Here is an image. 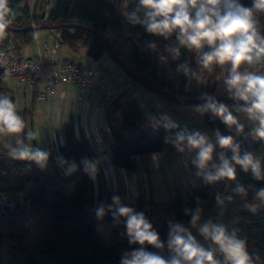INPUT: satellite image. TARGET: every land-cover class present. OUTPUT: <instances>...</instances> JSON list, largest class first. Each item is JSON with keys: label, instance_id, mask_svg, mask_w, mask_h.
Listing matches in <instances>:
<instances>
[{"label": "trees", "instance_id": "obj_1", "mask_svg": "<svg viewBox=\"0 0 264 264\" xmlns=\"http://www.w3.org/2000/svg\"><path fill=\"white\" fill-rule=\"evenodd\" d=\"M38 2L37 8L30 9L27 4L22 6V0H10V7L16 12V16L8 29L7 37L0 40V46L12 39L20 49L33 40V28L56 26L55 31L61 32L63 44L72 49L85 45L87 55L93 59H98L105 53L112 58L114 55L129 70L126 76L130 81L158 94L168 104L196 105L203 102L200 99L203 93L213 95L221 102L234 103L227 93L217 92L219 79L216 75L223 78L227 73L226 67H217L211 71L212 83L191 89L184 88L187 78L176 73L175 62L171 61L170 74L160 68L158 54L151 52L144 44L147 41H155L159 45L161 43L163 50L164 45L174 42L175 37L173 36L172 41H164L148 34L139 25H131L126 16L136 6L137 0ZM49 2V11H44ZM241 3L250 7L252 0H241ZM259 19L264 25V14H261ZM67 24H82L96 33L81 28H66ZM176 62H188L191 65L193 53L182 49V56ZM52 67L53 64L45 63L39 73L29 76L34 81L31 86L35 94L37 84L50 77ZM5 77L0 69V93L7 95L9 88ZM18 112L24 119L25 114L29 115L31 110ZM204 122L211 131L218 128L221 132H228L227 127L218 118H212L211 114L204 115ZM176 123L180 129L189 128L185 124ZM140 124V104L132 98L121 116V128L136 129ZM110 128L114 137L110 154L112 164L117 168L136 171V156L156 154L171 147L164 142L168 133L163 128L154 130L148 127L133 138L124 137L122 129L113 124ZM10 141V144H13L14 138L10 137ZM238 143L242 150L264 157V141L251 137L250 142ZM7 149L8 146L0 143V264H120L125 251L139 247L129 244L127 237L123 235V223L119 226L113 225L110 212L103 221L97 220L95 216V209L101 203L109 205L112 202L104 200L106 192L103 177H100L96 187L95 182L84 173L81 161L84 158L98 161L105 151L93 148L86 139L76 138L72 129L67 130L64 145L58 147L57 151L50 149V169L41 170L34 163L11 160L7 157ZM59 156L69 162L74 161L78 171L66 175L57 162ZM98 168L100 176L101 169ZM237 180L245 186L254 185L257 189L264 187V182L254 180L250 171L245 173L238 167ZM231 186L233 182L230 181L215 185H191L186 198L176 192L168 201L159 204L151 202L150 210L145 215L161 239L166 241L169 221L189 222L190 216L185 215V209L195 208L199 201V206L204 210L216 193L224 190L230 192ZM11 194L21 196V201L12 207L2 203V197ZM248 197H253L251 191ZM134 206L136 211L143 212L139 201ZM240 218L241 221L229 230L238 229L241 238L247 242L250 255L253 258L258 256V264H264V206L255 214L249 211L241 212ZM148 251L165 257L168 255L167 249L161 252L149 246Z\"/></svg>", "mask_w": 264, "mask_h": 264}, {"label": "clouds", "instance_id": "obj_2", "mask_svg": "<svg viewBox=\"0 0 264 264\" xmlns=\"http://www.w3.org/2000/svg\"><path fill=\"white\" fill-rule=\"evenodd\" d=\"M261 14H264V0H252L250 7L241 0H137L126 16L131 25L143 27L152 36L164 41H172L175 37L174 42L166 43L162 51L157 42H146V47L158 54L161 64L179 61L182 49L194 54L196 69L188 62L177 63L175 69L187 78L186 89L192 81L205 83L202 70L211 72L217 67L227 68L222 86L234 103L228 105L203 93L200 96L203 102L192 105L191 110L201 116L211 114L212 118H218L231 134H224L218 128L211 134L187 127L180 129L166 112L146 116L154 130L163 128L168 133L164 137L165 144L184 157L186 167L191 165L195 169V180L204 185L233 182L229 194H215L221 215L236 196L246 198L250 191L253 200L244 203L243 207L255 214L264 206V187L245 186L237 180L239 167L245 173L250 171L254 180L264 182V157L242 150L236 142L240 136L264 141V70H254L264 69ZM15 16L10 0H0V40L7 37ZM32 35L34 40L40 39L38 32ZM7 60L5 52L0 51V65L6 64ZM244 120L249 122L247 133ZM5 136L14 138V143L7 149L9 159L47 169L51 152L34 143L38 141L39 132L26 131L25 120L13 99L0 93V137ZM57 162L66 175L78 171L77 164L63 156L57 157ZM81 164L84 173L95 182L98 161L84 158ZM111 201V204L101 203L95 209L97 220L103 221L110 212L114 226L123 223V235L129 244L139 245L125 251L120 264H258L260 258L250 255L247 242L241 238L238 229L230 231L223 222L202 219L203 208L199 201L195 208L184 210L185 215L190 216V226L169 221L166 241L161 239L144 212L124 204L119 195L114 194ZM192 229L207 242V246L197 239ZM149 246L161 252L167 249V257L148 251Z\"/></svg>", "mask_w": 264, "mask_h": 264}, {"label": "crops", "instance_id": "obj_3", "mask_svg": "<svg viewBox=\"0 0 264 264\" xmlns=\"http://www.w3.org/2000/svg\"><path fill=\"white\" fill-rule=\"evenodd\" d=\"M39 2L38 0H22V6L27 4L30 9H34L38 7ZM50 7L51 2L46 5L44 11H49ZM35 32L40 34V39L38 41L33 39L30 43L21 46L19 49L21 57L28 60L43 59L45 63L53 64V67L61 62L71 60L84 67L94 69L97 74L104 79V83L108 87L129 81L124 69L114 61L111 55L105 53L100 58L93 59L87 55V46L85 45H79L76 49H72L67 44H62L56 54H52L48 58H44L45 47L51 43L56 31L53 28H40ZM159 46L162 51L161 43ZM124 48L125 51H127V46ZM170 64L171 60L166 65L159 62L160 68L163 69L166 74H170L171 72ZM21 80H26L31 85L34 82L28 77H25L24 79H16L7 75L5 77V81L9 88L8 94H10L9 96L14 99L13 102L17 105L18 111L31 110L29 115L25 114L24 120L26 124V131L36 130L39 132L38 141H35L34 143H39L38 146L45 150L50 151L51 149L54 151L58 149V147L64 145L67 130L72 129L76 138L86 139L93 148L105 151V154L98 160V167H110L111 170H115L116 172H124L130 178L129 184L131 185L130 187L132 188V193L130 195L129 193L127 194L128 197L126 198L125 203L122 198V202L128 206L131 205L133 201L135 205V203L139 200V194L143 193L142 190H144V187L147 188L146 181L141 178V174L145 170H149L148 167H159L158 162L161 164V160H164L165 158H168L169 161L172 159L173 161H176L178 157L181 161L183 160V157L180 154L179 156H176L175 159L172 156H169L168 148L167 150L156 154L136 156L134 158L138 165L136 171H128L122 168H117L112 164L110 151L114 143V137L110 125L113 124L115 127L121 128V116L126 110L128 101L132 98H135L140 104L142 123L147 115L144 108L147 106L151 108V99L146 101L142 98L135 97L130 93H125L119 96L113 106L105 109L99 98L93 92H82L78 89L75 83L70 82L58 87L52 97L45 101H41L38 98V94L44 90V82L37 84L36 94L32 86L30 93L24 92L23 94H16L13 90V86L19 85ZM187 84L188 81L186 80L184 85L185 89ZM193 87L199 86L191 85L187 89H191ZM152 94L157 96V99H153L154 107H160L161 103L168 104L158 94ZM250 139L251 138H249V141ZM163 166L167 167V163L164 161ZM50 167L51 163L49 162L48 169H50ZM194 171L195 169L189 166L186 194L183 195L178 189L173 188L170 194L167 192L164 194V197L167 195L169 197L164 201H168V199L170 200L176 192H179L184 198H186L191 185L203 184L202 182L195 180L193 176ZM100 177H102V174ZM159 181L160 180L158 179L155 184L157 185ZM110 196L112 197L113 194L111 193ZM129 196H131V199ZM162 196L163 193H160L159 197L162 198ZM150 198H148V202L154 203L153 194ZM164 201L158 203H162ZM240 213L241 212H239V215ZM226 225L229 229L232 228L230 224Z\"/></svg>", "mask_w": 264, "mask_h": 264}, {"label": "rangeland", "instance_id": "obj_4", "mask_svg": "<svg viewBox=\"0 0 264 264\" xmlns=\"http://www.w3.org/2000/svg\"><path fill=\"white\" fill-rule=\"evenodd\" d=\"M109 36H111V34H109ZM144 46L146 47V42H145ZM194 59H195V57H193V62L191 64V67L196 69L198 66L194 62ZM175 64L177 65V62H175ZM202 76H203V80L205 83L198 84L196 81H192L191 85L203 86L206 83H212V82H210L211 72H207V71L202 70ZM216 77L219 79L217 92L220 94L226 93V91L224 90V88L222 86V79L223 78H221L220 75H216ZM13 87H14L13 90L16 94H23L24 92L30 93L32 90L31 84L28 83L26 80H21L19 85L13 86ZM8 95H10V94H8ZM150 99H151L150 103L152 105L151 108H149V106L144 108L145 109L144 111H146L147 114L151 113V114L159 115L161 112H166L176 122H178L180 124H185L190 129H199L201 131H208L211 134L212 131L209 129V127L204 122V115L201 116V115L193 112L191 110V107H180V106L168 105L165 103H161L160 107H158V106L154 107L153 99H157V96H155L154 94H151ZM224 103H226L228 105H232V104L227 103V102H224ZM146 116L144 118V121L140 124V126L138 128H136V129H126V128L122 129L124 137L133 138V137L137 136V134H139L142 130H144L148 127H151L149 125L147 119H146ZM243 122L246 124L245 132L247 133L249 131V127L247 126L249 124V122L247 120H244ZM222 133L231 134L228 132H222ZM10 137L11 136L0 137V143L4 146H9L10 142H11ZM249 138H251V137L250 136H240V137L236 138V141H238L240 143L250 142ZM168 151H169L168 155L172 156L174 159L176 158V156H179V154L172 147L169 148ZM163 161L167 163V167L163 166ZM161 164H160V162H158L159 167H157V168L156 167H152V168L148 167L149 170H145L141 174V178L144 181H146L147 188L144 187V190H142L143 193L139 194V196H138L139 200L138 201L141 203L143 212L145 214H147V211L149 212V210H150L151 204L148 202V200H149L148 198L152 197V194L154 195L153 201H154V203H157V204H159L158 202L167 200V198H169V197H168V195L166 197H164L165 196L164 194L166 192L168 194H170L171 190L173 188L178 189L183 195L186 194L185 192H186V189L188 186L187 178L189 176V166H191V165H188L187 167L185 166L184 157H183L182 161L179 159V157L176 161L175 160L173 161V159L171 161H169L168 158H165L164 160H161ZM100 168H101V174H102L104 185H105L104 191L106 192L105 193L106 195H104V200L107 202L108 201L110 202V200H111L110 194L112 193L113 195L114 194L119 195L121 197V199L123 198L124 199L123 202L125 203L126 198L128 197L127 194L129 193V195H130L132 193V188L130 187L131 185L129 184L130 178L124 172H122V173L116 172L115 170H111L110 167H100ZM47 169H48V167H47ZM238 169H239V167H238ZM99 179H100V176L97 175V178L95 181L96 187H98V185H99V181H100ZM158 179L160 181L156 185L155 183ZM142 183H144V182H142ZM68 189L70 190L71 186H69ZM160 193H163L162 198L159 197ZM220 193L229 194L230 192L224 190ZM157 196H158V198H157ZM129 197L131 199V196H129ZM20 199H21L20 195L11 194L8 196H3L2 197V203L6 206L12 207L18 201H21ZM150 200H151V198H150ZM252 200H253V197L250 198L247 196L246 198H241L239 196H236L232 203L227 204L226 209L223 212V215H221L220 209L217 207L216 202H215V197H214L212 200H210L207 203L205 209L203 210L202 219L207 220V219L211 218L215 221L223 222L225 224H230V226L234 227L241 221L239 212L248 211L243 207V204L247 203V202H252ZM153 204H152V206H153ZM129 206L134 208L135 207L134 201ZM261 207H263V206H261ZM181 223H183L185 226H190L189 222H187V221H184ZM192 232L194 235L197 236L198 240H200L202 243H205V246H207V242H205L203 240V238L201 236H199V234L196 232L195 229H192Z\"/></svg>", "mask_w": 264, "mask_h": 264}, {"label": "built area", "instance_id": "obj_5", "mask_svg": "<svg viewBox=\"0 0 264 264\" xmlns=\"http://www.w3.org/2000/svg\"><path fill=\"white\" fill-rule=\"evenodd\" d=\"M62 44L61 32L56 31L51 43L45 47L44 58L56 54ZM0 51H4L8 58L6 64L0 65V69L7 76L16 79L29 78L30 75L39 73L45 66L43 59L28 60L21 57L20 51L12 39L5 41L0 46ZM70 82L75 83L82 92H93L105 109L110 108L119 96L125 93H130L146 101L150 100L152 94L147 88L130 80L108 87L105 85L104 79L94 69L68 60L51 68L50 77L44 82V90L38 94L39 100H47L55 94L58 87Z\"/></svg>", "mask_w": 264, "mask_h": 264}, {"label": "water", "instance_id": "obj_6", "mask_svg": "<svg viewBox=\"0 0 264 264\" xmlns=\"http://www.w3.org/2000/svg\"><path fill=\"white\" fill-rule=\"evenodd\" d=\"M66 28H72V29H78V28H81V29H84L86 31H89V32H92V33H96L94 30H92L91 28L85 26V25H82V24H67L65 25ZM57 27H53V29H56ZM33 30L37 31L39 30V28H33ZM105 44L107 45V47L109 48V45H108V42L105 40L104 41ZM110 49V48H109ZM113 59L116 63H118L119 65H121V67L124 69L125 72L129 73V70L122 64V62L120 60L117 59V57H115L113 55ZM195 101V100H194Z\"/></svg>", "mask_w": 264, "mask_h": 264}]
</instances>
